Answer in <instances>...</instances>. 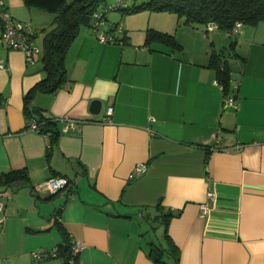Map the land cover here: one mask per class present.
I'll return each mask as SVG.
<instances>
[{"label": "crops", "instance_id": "crops-1", "mask_svg": "<svg viewBox=\"0 0 264 264\" xmlns=\"http://www.w3.org/2000/svg\"><path fill=\"white\" fill-rule=\"evenodd\" d=\"M5 4L35 36L54 18L22 0ZM116 10L109 15L120 19L124 43L81 26L65 56L67 80L31 100L58 121L50 154L23 110L25 92L47 75L42 41L34 36L39 50L27 60L0 40V175L27 174L20 186L0 185V264H62L48 252L63 230L82 244L80 264H156L146 235L158 203L175 213L168 234L179 264H264V21L206 32L174 12L136 25ZM150 26L173 33L182 49L144 45ZM230 36L235 44L226 48ZM212 51L229 69L227 91ZM93 98L101 100L97 114ZM139 162L146 167L133 174ZM56 174L69 184L48 198L40 186ZM41 249V258L32 255Z\"/></svg>", "mask_w": 264, "mask_h": 264}, {"label": "trees", "instance_id": "trees-1", "mask_svg": "<svg viewBox=\"0 0 264 264\" xmlns=\"http://www.w3.org/2000/svg\"><path fill=\"white\" fill-rule=\"evenodd\" d=\"M22 1L28 7L38 8L54 14L50 24L42 27L45 33L42 38L41 62L47 75L30 87L23 96V110L27 121L34 119L37 131L48 137V154H50L60 134L58 121L43 114L41 108L31 104V100L38 92L54 91L67 80L66 53L73 39L79 33L80 27L85 24L91 25L92 13L96 11L101 0ZM126 1L119 0L115 6L109 7L120 9L123 14L144 9L171 11L186 24L204 26L206 32H209L206 28L208 24H213L214 29H223L232 33L231 29L237 22H240L241 25L246 23L256 25L260 21H264V0H132L131 4L125 5ZM105 8V10L109 9L108 7ZM105 10L102 12L105 13ZM121 31H123V28ZM114 36L115 41L121 44L124 43V33L122 35L114 33ZM152 43L169 45L172 50L180 51L182 49L181 43L177 41L173 33L148 27L145 30L144 45ZM234 44L235 41H232L230 46L233 47ZM210 65L216 69L217 81L221 84L223 90L227 91L231 82L226 63L219 57V54L212 51ZM23 178L27 179V174L23 170L4 172L0 175V185L10 186L13 181ZM58 193H49L48 198ZM156 210L157 213L150 217V220L161 226L162 236L157 239V242L147 237L148 256L156 264H179V248L168 234V223L170 218L175 216V213L164 210L160 203L157 204ZM152 229H155L153 224ZM55 248L56 255L54 257L60 258L62 264H80L78 252H74L72 242L64 230L63 240Z\"/></svg>", "mask_w": 264, "mask_h": 264}, {"label": "built area", "instance_id": "built-area-1", "mask_svg": "<svg viewBox=\"0 0 264 264\" xmlns=\"http://www.w3.org/2000/svg\"><path fill=\"white\" fill-rule=\"evenodd\" d=\"M111 9V8H109ZM241 26L240 22H237L231 29L232 32H236ZM0 40L1 42L9 48L20 49L26 54L27 60H32V56L35 52H38V47L34 44V31L29 22H24L14 19V17L7 10L5 0H0ZM92 31L97 36V38L102 42H114V33L122 30V23H117L113 26H108L107 21L104 17L103 12L94 11L92 13V21L90 25ZM113 28V29H112ZM208 31L214 29L213 24H208L206 26ZM1 65V64H0ZM219 83V82H218ZM221 85V84H220ZM233 98L231 96L224 97V102L231 101ZM112 112V106H108L106 109V114L110 115ZM28 127L34 131H37V126L34 119L28 120ZM71 122L65 125L68 127ZM64 128V127H63ZM146 167L145 162H139L136 164L133 174H137L143 171ZM69 184V179L64 175H52L45 180V182L40 186V189H44L48 193H56L65 189ZM208 198L213 199V192L208 191ZM203 210L207 208V204H204ZM4 202L0 199V222L4 221ZM74 252H78L82 248L80 242L71 241ZM50 256L56 255V248L54 247L49 252ZM45 254V250L34 251L33 256L41 258Z\"/></svg>", "mask_w": 264, "mask_h": 264}, {"label": "rangeland", "instance_id": "rangeland-1", "mask_svg": "<svg viewBox=\"0 0 264 264\" xmlns=\"http://www.w3.org/2000/svg\"><path fill=\"white\" fill-rule=\"evenodd\" d=\"M118 1L119 0H101L100 5L96 9V11L102 12L106 9L105 7L111 8V9L105 10V13H104V17L107 21V24L111 23V22H117L118 23L120 21V19H118L112 15H109L113 12H119V10H116L115 8L109 7L112 5L115 6L118 3ZM131 3H132V0H127L125 5H129ZM43 12H45V14H53L52 12L45 11V10ZM167 14H171V11H155V10L144 9V10H139V11H136L133 13H126V14H122V15L131 16V18H133L135 24L138 25L139 23H144V22H145V24L148 23L149 18L151 19V17H153L154 19H155V16H157L158 18H162L163 16H165ZM121 20L124 21L123 18H121ZM85 25H82V27ZM42 27H44V26H39V29H37L36 36H35V39H36L37 43L40 45V47H41L42 38H43L44 33H45V30ZM136 32H137V34H139L141 32V30L136 29V31H134V33H136ZM115 33H116V35L117 34L122 35L124 32L123 31H117ZM227 43L228 44H225V47L229 48L230 43H231V36L228 37ZM147 221H148L147 223H148V226L150 227V230L148 231V234L146 235V237H148L150 239H154L157 242V239H160L162 236V233H161L162 228L155 221H151L149 219ZM152 224L155 227V229H152Z\"/></svg>", "mask_w": 264, "mask_h": 264}, {"label": "water", "instance_id": "water-1", "mask_svg": "<svg viewBox=\"0 0 264 264\" xmlns=\"http://www.w3.org/2000/svg\"><path fill=\"white\" fill-rule=\"evenodd\" d=\"M100 108H101V100L98 99V98H93L90 102V111L91 113L93 114H97L100 112ZM25 181L23 180H18V181H15L13 182V186H20L22 184H24Z\"/></svg>", "mask_w": 264, "mask_h": 264}]
</instances>
